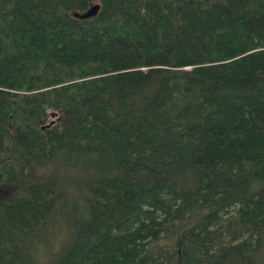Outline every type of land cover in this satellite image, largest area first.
<instances>
[{"label": "trees", "instance_id": "obj_1", "mask_svg": "<svg viewBox=\"0 0 264 264\" xmlns=\"http://www.w3.org/2000/svg\"><path fill=\"white\" fill-rule=\"evenodd\" d=\"M0 186V264H264V0H0Z\"/></svg>", "mask_w": 264, "mask_h": 264}, {"label": "water", "instance_id": "obj_2", "mask_svg": "<svg viewBox=\"0 0 264 264\" xmlns=\"http://www.w3.org/2000/svg\"><path fill=\"white\" fill-rule=\"evenodd\" d=\"M98 4L97 3H92L90 7H88L86 10L79 12V11H74L73 14L78 17H89L91 15H94L98 9Z\"/></svg>", "mask_w": 264, "mask_h": 264}, {"label": "rangeland", "instance_id": "obj_3", "mask_svg": "<svg viewBox=\"0 0 264 264\" xmlns=\"http://www.w3.org/2000/svg\"><path fill=\"white\" fill-rule=\"evenodd\" d=\"M0 189H1V186H0Z\"/></svg>", "mask_w": 264, "mask_h": 264}]
</instances>
